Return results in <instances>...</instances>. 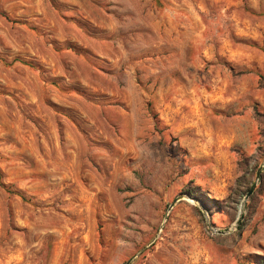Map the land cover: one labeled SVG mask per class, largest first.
Masks as SVG:
<instances>
[{"label": "rangeland", "instance_id": "374dc122", "mask_svg": "<svg viewBox=\"0 0 264 264\" xmlns=\"http://www.w3.org/2000/svg\"><path fill=\"white\" fill-rule=\"evenodd\" d=\"M0 264H264V0H0Z\"/></svg>", "mask_w": 264, "mask_h": 264}, {"label": "water", "instance_id": "95a60500", "mask_svg": "<svg viewBox=\"0 0 264 264\" xmlns=\"http://www.w3.org/2000/svg\"><path fill=\"white\" fill-rule=\"evenodd\" d=\"M240 217H241V213H240V211H239L238 218H237V221H236V222H239Z\"/></svg>", "mask_w": 264, "mask_h": 264}, {"label": "trees", "instance_id": "16d2710c", "mask_svg": "<svg viewBox=\"0 0 264 264\" xmlns=\"http://www.w3.org/2000/svg\"><path fill=\"white\" fill-rule=\"evenodd\" d=\"M239 227V229H240V226H238Z\"/></svg>", "mask_w": 264, "mask_h": 264}]
</instances>
